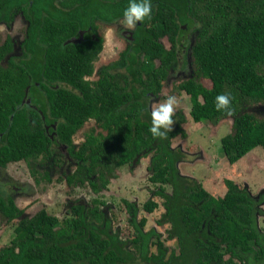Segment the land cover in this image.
Listing matches in <instances>:
<instances>
[{"label": "trees", "instance_id": "obj_1", "mask_svg": "<svg viewBox=\"0 0 264 264\" xmlns=\"http://www.w3.org/2000/svg\"><path fill=\"white\" fill-rule=\"evenodd\" d=\"M42 2L35 0L32 5L35 23L23 42L33 55L25 54L22 64L10 59L0 67V167L42 157V166L32 164L29 176L42 188L53 179L46 166L52 165L50 143L55 140L45 133L41 120L30 130L25 112L28 89L35 93L43 89L40 110L43 114L48 110L57 120L55 135L75 160L72 171L65 177L62 173L73 199L63 217L41 209L32 217L13 221L22 210L10 196L0 195V215L11 223L8 239L0 246V264H118L124 254L130 256L124 249L127 243L144 260L147 253L161 260L164 247L159 234L154 228L144 230L146 218L137 220L135 202L125 201L127 223L133 230L127 241L118 237L120 228H110L112 219L99 207L106 204L99 194L118 178V171L125 168L121 167H133L148 155V180L158 185L152 196L164 199L162 218L170 225L167 238H176L179 248L177 255L167 256L168 263L264 264V233L256 227L251 192L224 179L228 189L216 197L201 183L191 184L179 174L175 163L185 152L171 147V140L187 136L181 125L185 115L179 113L175 129H162L167 132L164 137H153L149 131V101L178 67L181 48L186 47L181 63L190 54L194 74L179 88L189 95L188 119L212 125L231 119V131L221 138L229 163L256 146L264 148V116L246 110L264 103V0L160 1L152 5L154 13L136 25L132 43L120 53L117 63L125 66V72L110 77L104 70L97 81L90 77L100 47L86 49L93 42L72 37L77 27L70 24L68 13L51 5L54 19L51 12L45 16L47 6ZM15 4L28 7V3L11 2L5 8ZM127 4L128 0H119L109 18L123 15ZM188 17L194 19V26L188 30L189 37L181 39L184 31L177 21ZM163 35L169 48L157 40ZM179 42L187 46L179 47ZM11 49L7 39L0 46V59ZM57 83L72 88L52 86ZM221 92L230 96V113L214 107V98ZM90 122L92 126L84 131ZM53 155L58 167L63 158ZM167 183L172 185L171 195L164 192L162 185ZM157 206L150 197L142 208L151 213ZM154 237L155 255L149 250Z\"/></svg>", "mask_w": 264, "mask_h": 264}, {"label": "rangeland", "instance_id": "obj_2", "mask_svg": "<svg viewBox=\"0 0 264 264\" xmlns=\"http://www.w3.org/2000/svg\"><path fill=\"white\" fill-rule=\"evenodd\" d=\"M13 26L14 27L10 30L3 27L7 32H10L14 44H16L20 39L21 21L19 20L17 23L14 22ZM3 27L0 26L1 29H4ZM112 30L114 34L117 35V30L114 29V27H112ZM109 31L111 32V29H109ZM3 37L4 33L0 35V38ZM182 37L186 38L187 35L184 34ZM113 41H117V44H115V51L121 49L126 43L125 37L114 36L113 39L112 34L108 32L106 41L108 44L103 48L100 56L107 53ZM163 41L165 42V46L168 47V42L165 40ZM178 45L179 47L182 45L187 46V43L183 42L180 44L179 42ZM185 50L186 47L181 48L179 54L180 61L183 58ZM115 55L116 54L110 58H113ZM186 61L180 62L177 69L169 72L168 78L165 81V86L162 88L160 95L153 97L150 101V106L155 108L159 103H163L168 96L171 95L176 97L177 102L173 105L172 125L170 128L175 129L179 121L178 115L180 112L185 115L186 121L181 125L187 131V136L184 138L176 137L173 141V147L182 149L188 154L187 159L191 160L178 161L177 169L182 175H188L197 179L207 191L214 195L222 193L223 189L225 190L223 180L226 177L236 181L239 187H246L251 194L257 193L264 196V148L256 146L238 161L229 163L221 149V138L231 131V119H222L214 125L209 123L203 124L204 122H193L188 119V109L190 106L189 95L185 90L179 88V85L194 74L190 54ZM201 83L206 84L207 81L202 80ZM246 110L252 111L257 116L262 117L264 116V103L251 104ZM88 127H90V124L84 128V131H86ZM63 149L64 148L59 149V151ZM146 158H141L139 163L133 167L128 168V165L121 167L122 169L125 168L119 172V177L111 180L106 190L99 194V199L108 205L107 212L112 219L110 228L112 230H115L117 227L120 228L118 237L123 241L129 240L133 233L131 226L127 223L128 213L125 201L135 202L139 208L137 220L145 217L146 224L144 230L147 231L150 228H154L157 231L159 240L166 249V256L161 260H144L141 256L137 255L132 247L129 246V243H127L124 249L125 253H129L130 256L124 254L121 260L118 261V264H180L179 261L166 262V258L170 253L175 255L179 253V248L176 238H167V230L170 229V225L169 223H165V220L162 218L164 214L162 199L158 196H152V191L157 189V187L148 180L149 173L146 169ZM51 173L53 179L46 183L45 187L41 189L42 185L35 183L33 177L28 175L29 167L25 161L10 163L6 168H0V181L9 180L6 181V187L0 186V194L7 195V193H10L12 186H14L13 182L17 184V186H22L21 189L29 187L28 195L16 198L21 208L27 206L26 213H28V215H32L35 210L44 208L49 213L55 214L58 217H63L66 209L65 204L67 201L73 199V197L72 194L68 192L70 188L63 180L62 174H54L52 169ZM58 177L61 179L59 181L55 180ZM168 192H170V190H168ZM150 197H153V199L157 201L158 206L151 213H147L142 208V205ZM263 219L264 216L258 217V223L260 225L264 223ZM1 220L2 217H0V246L5 244V240L8 239L6 232H9L7 229H3L4 222ZM155 241L157 242L156 237L153 238L152 244L149 247L152 253L156 252Z\"/></svg>", "mask_w": 264, "mask_h": 264}, {"label": "flooded vegetation", "instance_id": "obj_3", "mask_svg": "<svg viewBox=\"0 0 264 264\" xmlns=\"http://www.w3.org/2000/svg\"><path fill=\"white\" fill-rule=\"evenodd\" d=\"M118 1L119 0H43V2H42V5L44 7L47 6V10H45L43 12V14L45 16H50V12H51V15H52L51 17L53 18L54 15L52 14L51 5L52 6L55 5L56 7L64 10V12L68 13L70 24H73L77 27L76 28L77 33L75 35H73L72 37L75 38V40H77L79 42L80 41H83V42L91 41V42H93L90 46L86 47V49L93 48V47H95V48L100 47L97 54H96V57L92 60L94 71H93L90 78L92 80H95V81H97L99 79L100 73L104 70L107 71V74H109L110 77L116 76L121 71L125 72V66H120L119 63H117V61L120 57V53L122 51L126 50L128 45L132 43V38H133L132 34L136 28V25L140 22V21H137V24L135 26H133L131 29H129L121 23L123 15H121V16L117 15V16H115V18L114 17L109 18L110 13H114L117 11L116 4ZM160 1H164V0H151V6L154 4L158 5V3H160ZM11 2L24 3V4L28 3V7L18 8V5L15 4L9 8H5V4H9ZM34 2H35V0H0V26H2V27L4 26L7 30H10L14 27L13 26L14 22L17 23V22H19V20L21 21L20 39L18 40V42L16 44H14V41L12 39V35L10 34V32H7L4 27H3L4 29L0 28V35L2 33H4V37L0 38V46L3 45L7 41V39H9L11 44H12V49L9 52H6L4 54V57L0 59V67L1 66H7L8 65L7 62L10 59L15 64H22V59H24L25 54L28 56L33 55L28 50V45L27 46L24 45L23 42H24L25 37L27 36L29 29L35 23V15H34V11L32 10L33 9L32 5ZM24 11H26L28 13L29 18H26ZM151 11L154 13L153 6L151 8ZM5 12H6V14H5ZM71 21H72V23H71ZM156 21H157V19H156ZM194 22H195L194 19L190 20V17H188V19L185 22L177 21V23L180 25V28L183 29V31H184V32H182V34L180 36H183L184 34L187 35L188 30L194 26ZM70 27H71V25H70ZM112 27H114V29L117 30V35L114 34ZM109 29H111V32L109 31ZM108 32L112 34L113 39H114V36L125 37L126 43L124 44V46L121 49H118L117 51H115V49H116L115 44H117V41H113L112 45L108 48L107 53L105 55L103 54L102 56H100L102 51H103V48L106 46V44H108V43H106ZM188 35H190V34H188ZM182 38L183 37H181V39ZM157 40H158V42H160L163 45V47H165V48L170 47V42H169L168 38L166 37V35L160 36ZM163 40L168 42V44H169L168 47L165 46V44H164L165 42ZM14 45H15V49H14ZM114 54H116V55L113 58H110ZM120 67H123V68H120ZM178 67H179V65H178ZM172 70H174V69H172ZM167 78H168V76H167ZM167 78H166V80H167ZM165 81L162 82V87L159 90L158 95H160L162 88L165 86ZM131 84H135L137 86L138 83L132 82ZM34 85H35V87H38V83H36ZM52 86L53 87L56 86L57 88L62 86V87L67 88L68 90H70L72 88L70 85H68L66 83H57L55 85L52 84ZM30 87H31V85H30ZM30 89L31 90L28 89L26 97L24 98V101L28 105V107L25 111L27 119H28L27 126L30 130L33 131V129L36 127V124L39 125V121L41 120V125L44 127L45 133H48L50 135L51 139L55 140L54 142L50 143V148L52 150H51V153L49 154V161H51L50 163L52 165L46 166V168H48L49 170L52 169L54 174L65 173L63 175L65 177L66 174H69L72 171L75 160L72 157H70V155L67 153V146L60 144L59 139L55 135V127L57 124V120L53 116H51L50 113H48V110L44 114L40 110L41 100L45 99V94L43 93V89H41V90L39 89V92H37V93H35L33 91L32 87ZM157 96H153V97H157ZM149 108L152 109V107L150 105H149ZM88 124H90V126H92L93 123L90 122ZM88 124H86L85 126H87ZM170 129H173V128H170ZM81 135L82 136L80 138H82V140H83V134H81ZM174 139L175 138H173L171 140V147H173ZM78 142L79 141H77V143ZM62 148H64V149L62 151H59V149H62ZM173 148L177 149V147H173ZM178 149L182 150L179 147H178ZM55 153H58L61 156V158H63V160L61 161V163L59 164L58 167H56L54 165V162L52 159V157L54 156L53 154H55ZM148 156H147L148 158L145 157L146 158V169H147L148 165L150 164V155H148ZM41 158L42 157H37L36 159L29 160V161H26V160H20V161L26 162L27 166L29 167V174H30V167L32 164L36 168H40L42 166V163L39 161ZM187 158H188V154L185 153L184 158L181 159V161L191 160V159H187ZM184 159H186V160H184ZM178 161H180V160H178ZM178 161H176V163H175L176 167H177ZM15 162H19V161L8 162L5 166L0 167V168H6L8 164L15 163ZM119 172L120 171H118V175H120ZM178 172L181 176L188 177V180L191 184H194L195 182H199L197 179H195L191 176L182 175L179 170H178ZM225 179H228V178L225 177ZM6 181H9V180L0 181V186L6 187ZM199 183H201V182H199ZM13 184H14V186H12L10 193H7V195L6 194L5 195L0 194L3 197L10 196L15 201L17 207L22 210L21 216L18 219L13 220V221H18L19 219L25 218V217H32L37 211L44 209V208H40L39 210H35L32 215H28V213H26L27 206L21 208L18 205V203H17L18 200L16 198H21L25 195H28L29 187L21 189L22 186H17V184H15L14 182H13ZM234 184H235V187H237V189H242V190L245 189V188L239 187L238 183L236 181H234ZM154 185H156V187H158L157 184H154ZM224 185H225V190L222 188L223 189L222 193H219L218 195H214V194H212V195H214L216 197L223 195L228 189L225 182H224ZM162 186L164 187V192L167 195L172 194L173 188H172L171 184L167 183V184H163ZM167 188H169V189H167ZM41 189H43V188H41ZM168 190H170V192H168ZM252 194H251V198L254 199L253 200V202H254L253 207L256 211V214H255L256 227L259 229V231L261 233H264V228H263L264 223H261L262 226L258 223L259 222L258 217L264 216V208H263V205H264L263 200L264 199H263V196H261L260 194H257V193H255L256 195L255 194L252 195ZM161 199H162V202H164V199L163 198H161ZM100 201H102V200H100ZM67 202H66L65 206L68 204ZM102 202H104V201H102ZM105 205H106V207H105ZM107 206H108L107 204H104V205L99 204V207L101 209L103 208L104 211L106 210L105 215H107V217H110L108 212H107ZM165 212H166V207L164 206V213ZM0 217H2V216L0 215ZM1 221L4 222L3 229H8L11 227L10 226L11 223L8 222V220L5 219L4 217H2ZM263 221H264V219H263ZM129 246H130V244H129ZM163 251H164V254L162 255V259L165 258V256H166L165 255V251H166L165 247H164ZM152 254L153 255L157 254V251L155 253H152ZM147 255H148V257H150V253H147ZM153 259L154 258H148L147 260L150 261ZM166 262H167V260H166Z\"/></svg>", "mask_w": 264, "mask_h": 264}, {"label": "clouds", "instance_id": "obj_4", "mask_svg": "<svg viewBox=\"0 0 264 264\" xmlns=\"http://www.w3.org/2000/svg\"><path fill=\"white\" fill-rule=\"evenodd\" d=\"M151 15V0H128L127 7L123 9V17L121 23L131 29L137 24V21H143ZM214 107L218 110L231 112L230 96L227 93H218L215 96ZM177 102L175 96H168L163 103H159L150 111V126L149 131L153 137H164L166 131L172 125L173 105Z\"/></svg>", "mask_w": 264, "mask_h": 264}]
</instances>
